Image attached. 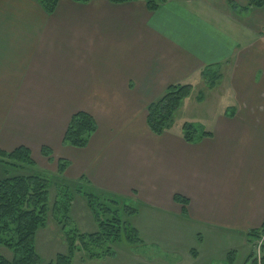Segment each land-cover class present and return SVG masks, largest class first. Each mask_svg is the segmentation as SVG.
<instances>
[{
	"label": "crops",
	"instance_id": "0c3cea01",
	"mask_svg": "<svg viewBox=\"0 0 264 264\" xmlns=\"http://www.w3.org/2000/svg\"><path fill=\"white\" fill-rule=\"evenodd\" d=\"M248 2L166 0L151 12L145 0H59L47 14L38 0H0V149L34 158L47 147L67 161L64 179L153 209L172 201L200 229L202 264L235 244L250 255L264 223V8ZM207 68L222 75L208 91L231 103L211 135L153 134L148 105L173 84L203 85ZM79 111L98 126L82 149L63 143Z\"/></svg>",
	"mask_w": 264,
	"mask_h": 264
},
{
	"label": "rangeland",
	"instance_id": "374dc122",
	"mask_svg": "<svg viewBox=\"0 0 264 264\" xmlns=\"http://www.w3.org/2000/svg\"><path fill=\"white\" fill-rule=\"evenodd\" d=\"M202 81L203 85L195 84L191 97L176 113L174 122L166 133L183 135V125L189 123L198 130L196 136L198 142L203 131L216 128L214 116L225 111L231 103L225 92H219L220 90L209 92L207 80L202 77ZM222 87L226 88V85L222 84ZM202 93L204 99L206 96V102L199 104L196 100ZM32 159L36 163L34 169L8 168L7 172H1L0 180L6 176L39 173L50 181L45 225L39 228L35 236V249L40 257V264H48L58 255H68L67 236H70L75 244L72 264H202L198 260L201 238L198 240L197 233L200 229L196 224L186 222L183 216L180 217L172 201L166 203V207L153 209L137 201L125 199L127 205L139 209V214L132 217L123 214L122 220L139 229L141 242L129 243L122 234L120 241L103 244L88 242L86 247H83L79 242L80 236L97 232L98 226L85 197L77 191L79 182L60 178L58 159L53 155L51 159L42 154L35 155ZM61 186H64L63 189ZM250 236L253 242L250 255H238V245L232 247V243L225 241L228 244H225L226 247L231 246L226 252L214 255L213 264H246L250 256H253L257 264H262L264 252L262 250L259 263L256 250L261 235ZM0 252L6 258H12V252L5 247L1 246Z\"/></svg>",
	"mask_w": 264,
	"mask_h": 264
},
{
	"label": "trees",
	"instance_id": "16d2710c",
	"mask_svg": "<svg viewBox=\"0 0 264 264\" xmlns=\"http://www.w3.org/2000/svg\"><path fill=\"white\" fill-rule=\"evenodd\" d=\"M72 1L78 4L91 2V0ZM109 1L112 4H125L138 0ZM165 1L145 0V3L148 10L154 12ZM38 2L47 14H52L59 0H38ZM261 8H264V0H249L248 5L242 9L249 11ZM232 9L239 10L236 5H232ZM202 77L207 80V87L213 89L220 82L222 75L212 68H207L202 72ZM193 91L194 87L191 84H173L160 99L148 105L147 125L150 131L155 135L167 132L174 122L176 113L191 97ZM203 100L202 93L197 101L202 102ZM97 129L94 117L87 112L79 111L72 116L63 143L75 148H86ZM197 134L198 130L194 125L189 123L183 125V138L186 142H197ZM210 135V132L203 131L200 139ZM42 155L51 159L52 152L47 147H43ZM57 163L58 174L60 178H63L68 165L67 161L59 159ZM0 164L4 172H7L8 168L23 170L28 167L34 169L36 166L30 150L24 146L11 152L0 149ZM49 184L50 181L39 173L6 176L0 180V247L3 246L12 252L11 259L6 258L0 252V264H40L41 260L35 249V236L39 228L45 225L49 203ZM83 184H78L77 191L85 197L97 223L98 231L80 236L81 245L86 247L88 242L93 244L114 243L121 240L122 234L129 243L141 242L138 230L122 220L123 214L132 217L139 214V209L127 205L124 197ZM63 187L60 188L63 189ZM174 201L182 206L183 214H187L189 200L181 195H175ZM263 232L264 223L260 230L252 232L251 235L258 237ZM67 242L68 255H58L48 264H72L75 244L70 236H67ZM246 264H257V262L253 260V256H250ZM262 264H264V255Z\"/></svg>",
	"mask_w": 264,
	"mask_h": 264
},
{
	"label": "built area",
	"instance_id": "2783aa9c",
	"mask_svg": "<svg viewBox=\"0 0 264 264\" xmlns=\"http://www.w3.org/2000/svg\"><path fill=\"white\" fill-rule=\"evenodd\" d=\"M261 240L259 241V243L257 244V247H256V250H257V253H258V256H257V259H258V262L260 263L261 262V253H262V249L264 247V233L262 234Z\"/></svg>",
	"mask_w": 264,
	"mask_h": 264
}]
</instances>
